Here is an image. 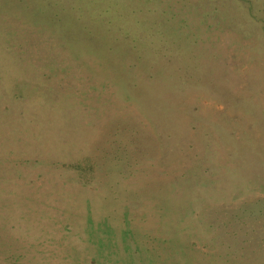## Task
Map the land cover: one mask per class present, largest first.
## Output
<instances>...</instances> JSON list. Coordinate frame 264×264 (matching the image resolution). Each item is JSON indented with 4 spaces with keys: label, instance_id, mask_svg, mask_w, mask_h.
Listing matches in <instances>:
<instances>
[{
    "label": "rangeland",
    "instance_id": "rangeland-1",
    "mask_svg": "<svg viewBox=\"0 0 264 264\" xmlns=\"http://www.w3.org/2000/svg\"><path fill=\"white\" fill-rule=\"evenodd\" d=\"M0 264H264V0H0Z\"/></svg>",
    "mask_w": 264,
    "mask_h": 264
},
{
    "label": "trees",
    "instance_id": "trees-1",
    "mask_svg": "<svg viewBox=\"0 0 264 264\" xmlns=\"http://www.w3.org/2000/svg\"><path fill=\"white\" fill-rule=\"evenodd\" d=\"M184 27H186V25H183ZM176 27H172V28H169L170 30H180L179 28H176ZM186 28H188L189 30H191V27H186ZM66 34H69V31H67L66 32ZM179 35H182V34H179ZM185 38L186 37H178V38H175V40L173 41V42H171L170 41V43L169 44H171L170 46L171 47H176L177 49H179L180 50V52L182 53L181 54V56L182 57H184V56H186L185 54L187 53L188 54V59H190V56H191V54H189L187 51H186V47H187V43L188 42H186V40H185ZM197 40V38H194V40L193 41H191V42H194V43H197V42H195ZM190 42V41H189ZM187 57V56H186ZM196 58H198V57H196ZM187 59V58H186ZM189 62H190V60H189Z\"/></svg>",
    "mask_w": 264,
    "mask_h": 264
}]
</instances>
